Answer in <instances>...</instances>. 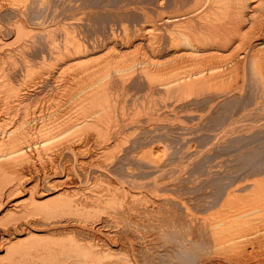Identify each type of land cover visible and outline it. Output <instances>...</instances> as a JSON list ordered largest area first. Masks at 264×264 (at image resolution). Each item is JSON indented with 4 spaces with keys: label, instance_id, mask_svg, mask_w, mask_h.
<instances>
[{
    "label": "bare ground",
    "instance_id": "bare-ground-1",
    "mask_svg": "<svg viewBox=\"0 0 264 264\" xmlns=\"http://www.w3.org/2000/svg\"><path fill=\"white\" fill-rule=\"evenodd\" d=\"M0 264H264V0H0Z\"/></svg>",
    "mask_w": 264,
    "mask_h": 264
}]
</instances>
